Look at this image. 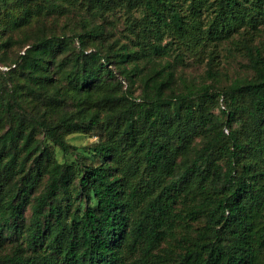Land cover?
<instances>
[{"label": "trees", "instance_id": "trees-1", "mask_svg": "<svg viewBox=\"0 0 264 264\" xmlns=\"http://www.w3.org/2000/svg\"><path fill=\"white\" fill-rule=\"evenodd\" d=\"M210 1L190 0L186 14L182 0H86L72 34L39 33L13 58V30L31 13L0 25V83L23 77L0 95V264H264V39L246 44L254 73L223 86L178 89L161 59L165 33L201 42ZM212 1L216 45L264 20V0ZM118 4L143 11L141 53L92 23ZM94 130L96 162H61L44 143L68 152L67 134Z\"/></svg>", "mask_w": 264, "mask_h": 264}, {"label": "rangeland", "instance_id": "rangeland-1", "mask_svg": "<svg viewBox=\"0 0 264 264\" xmlns=\"http://www.w3.org/2000/svg\"><path fill=\"white\" fill-rule=\"evenodd\" d=\"M84 2L86 0H19L15 1L14 5L8 9L3 8L0 11V25L10 23L12 18L18 14H22L25 10L30 11V22L21 28L13 30L14 44L8 48L7 54L13 58L20 53H23L26 47L36 39L37 34L45 32H65L72 34V29L82 26V17L87 15L85 12ZM217 3L210 1L207 7H202L197 15L202 21V29L204 30L201 42L197 44L190 43L178 38L172 32L165 33L163 44L168 42L170 50L167 55L161 59L170 60L175 69V83L178 89H185L184 81L193 88H200L204 84L226 85L233 81L237 76H251L254 71L250 65V57L246 48L247 42H259L264 39V20L256 19L255 21H247L240 24L237 28L240 31H235L230 39L225 40L220 44H215L214 41L207 39L205 29L209 26L210 21L216 14ZM108 7V6H107ZM103 7L98 13V16L92 18V23H102L108 30V44L121 45L128 44L135 48L139 53L145 48L143 46L144 33L141 27V17L143 11L140 7H133L129 10L128 5L118 4V6L108 8ZM182 10L186 14L191 13L190 0H182ZM175 11L170 9L168 17L176 23L178 20L175 16ZM176 21V22H175ZM132 22L134 24L132 25ZM153 41L154 39H150ZM98 44V40L90 41L89 44ZM147 43L149 39H147ZM74 47H78L77 40L73 43ZM143 56V55H142ZM142 56L140 58H142ZM161 67L163 63L157 61L155 63ZM117 70V69H116ZM117 77L120 79L119 71ZM22 82V74H15L11 82L1 80L0 95L13 83ZM124 88L129 87V81L122 79ZM136 85L135 87H137ZM26 90V87L24 88ZM139 89L135 92L138 94ZM28 95V91H24ZM223 108L219 103L216 107L217 113H222ZM44 108L35 111L32 105H28V112L41 113ZM9 125L6 115L0 120V133L3 132ZM38 140L43 138L39 132L35 134ZM67 141L72 145L71 151H64L61 147L54 145L50 141L44 140V143L49 144V149L52 151L56 159L64 163L79 164V161L85 160L89 163L96 162L98 159L93 154L92 146L99 139L98 132H71L66 135ZM199 139V138H197ZM45 177L40 183L37 192L41 187ZM30 205L27 206L26 214H30Z\"/></svg>", "mask_w": 264, "mask_h": 264}]
</instances>
